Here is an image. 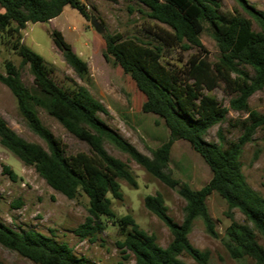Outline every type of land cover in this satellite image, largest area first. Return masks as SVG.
Masks as SVG:
<instances>
[{
  "label": "trees",
  "instance_id": "1",
  "mask_svg": "<svg viewBox=\"0 0 264 264\" xmlns=\"http://www.w3.org/2000/svg\"><path fill=\"white\" fill-rule=\"evenodd\" d=\"M139 1L148 7L151 18L167 26L158 27L154 32L160 42L112 34L105 28L103 55L106 59L112 55L123 71L130 74L145 95L142 110L164 118L169 139L152 149L151 155L142 152L101 117V113L108 115L109 109L86 86L78 85L72 91L63 89L50 76L44 58L21 41V30L28 22H48L68 5L91 20L83 0H0L3 9L0 34L9 36L21 63L30 65L34 84L32 87L25 84L18 66L10 59L4 63L5 72L0 70V82L12 91L27 126L45 141L47 148L22 137L1 115L0 144L25 165L33 166L48 185L66 197L75 199L86 194L89 216L78 231L93 233L104 227L100 218H112L124 236L118 242L120 247L134 253L136 264H188L181 258L183 253L199 264H206L207 253L195 247L188 234L194 220L200 217L207 231L216 235L206 202L213 192L228 203L225 214L232 221L231 253L246 255L256 264H264V246L259 241V236L264 238V194L248 183L241 162L245 145L254 139L257 130H264V111L250 105L251 96L264 88V10L248 0H236L248 16L238 8L234 15L226 16L221 12L220 0ZM254 22L258 30L254 29ZM205 24L211 28L221 52L216 62L208 60V50L200 37ZM50 34L74 71L80 76L87 73L88 62L73 49L62 31L53 29ZM166 45L199 50L184 66L172 67L162 61ZM222 84L231 95L229 106L204 91ZM37 106L87 143L89 151L67 153L66 144L42 123ZM230 109L244 115L232 124L240 127L239 138L227 142L226 146L223 142L208 140L209 130L227 120ZM218 135L224 141L221 131ZM179 139L189 141L212 170L211 179L200 189L174 177L169 169L171 148ZM106 140L166 185L179 186L178 192L186 201L182 223L169 215L160 192L148 194L144 200L145 206L167 224L173 235L167 247L161 246L154 234L141 229L132 215L116 216L112 198L124 197L120 181L125 180L134 188L138 187V181L127 162L109 153ZM259 152V149L255 151L254 159ZM2 169L12 180L18 179L11 166L4 164ZM233 209L245 215V223L235 220ZM0 244L38 264H90L85 257L77 256L67 242H59L34 228L15 230L2 220ZM0 264L5 263L0 260Z\"/></svg>",
  "mask_w": 264,
  "mask_h": 264
},
{
  "label": "rangeland",
  "instance_id": "2",
  "mask_svg": "<svg viewBox=\"0 0 264 264\" xmlns=\"http://www.w3.org/2000/svg\"><path fill=\"white\" fill-rule=\"evenodd\" d=\"M83 1L87 4L91 17L96 16L112 34L121 33L124 37H139L159 43L154 32L158 27L167 28L166 25L151 18L148 15V7L139 0ZM248 1L256 8L264 10V0ZM220 2L221 12L226 16L234 15L235 8L248 16L236 0H220ZM0 11H3L1 7ZM253 27L259 29L256 22ZM53 29L62 31L73 49L88 62L87 73L80 76L65 61L63 53L53 42L50 34ZM21 32V41L44 58L52 79L67 91L74 90L78 85L86 86L109 109V114L101 113V117L139 150L151 155L152 149L169 139V129L164 118L154 112L142 110L144 94L112 55L108 59L104 57L106 45L102 33L98 32L91 20L83 17L78 10L68 5L53 20L28 22ZM200 37L208 50V60L216 62L221 52L208 24H205ZM9 40L8 35L0 34V70L5 72V61L12 60L18 66L25 84L32 87L34 75L30 65L21 63V57L12 49V42ZM198 50L195 47L182 50L176 45H166L162 61L168 66L182 67L193 54H197ZM204 91L216 97L225 106H229L231 95L223 84L213 90ZM250 105L259 111H264V88L251 96ZM36 109L42 123L66 144L67 153L89 151L87 143L72 135L44 108L37 106ZM0 115L22 137L47 148L45 141L27 126L16 97L2 82H0ZM243 116V113L230 109L227 120L213 126L206 138L210 141L223 142L225 146L227 142L237 140L242 131L239 126L232 124ZM219 131L224 136V141L219 139ZM263 136L264 130H257L254 139L245 145L241 155L242 170L246 180L262 194H264ZM105 147L109 153L128 163L138 181L137 188L132 187L125 180L120 181L124 197L112 198V208L116 216L120 218L127 214L132 215L141 229L154 234L157 242L167 247L173 235L167 224L145 206L144 200L148 194L160 192L165 198L169 215L176 222L182 223L186 201L178 192L179 186L172 188L155 178L111 141L106 140ZM257 149L260 150L259 156L254 159ZM4 164L11 166L18 174L17 180H12L3 172ZM169 169L174 177L188 182L194 189H200L212 177L210 166L185 139L176 140L172 145ZM206 202L215 222L216 235L207 231L200 217L194 220L188 234L191 243L207 253L206 264H256L249 256H234L231 253L233 242L229 232L232 221L225 214L228 210L227 201L217 192H213ZM233 214L237 222L241 224L246 222L245 215L239 209H233ZM88 216L89 198L86 194L82 193L75 199L66 197L48 185L33 166L25 165L0 144V220L15 230L34 228L59 242H67L77 256L85 257L90 264H136L134 253L126 247H120L118 242L123 240L124 236L112 218H100L104 227L95 229L93 233L90 231L80 233L78 230L87 223ZM259 241L264 246V238L259 236ZM181 258L188 264H199L188 253H183ZM0 260L5 264H38L2 244H0Z\"/></svg>",
  "mask_w": 264,
  "mask_h": 264
},
{
  "label": "water",
  "instance_id": "3",
  "mask_svg": "<svg viewBox=\"0 0 264 264\" xmlns=\"http://www.w3.org/2000/svg\"><path fill=\"white\" fill-rule=\"evenodd\" d=\"M91 23L98 32L102 33L105 31L104 25L102 24V22H100V20L96 16L91 17Z\"/></svg>",
  "mask_w": 264,
  "mask_h": 264
},
{
  "label": "crops",
  "instance_id": "4",
  "mask_svg": "<svg viewBox=\"0 0 264 264\" xmlns=\"http://www.w3.org/2000/svg\"><path fill=\"white\" fill-rule=\"evenodd\" d=\"M62 12H63V11H62ZM58 16H59V15H58ZM54 18H55V17H54ZM52 20H53V18H52ZM127 74H128V73H127ZM143 99H144V100H143V102H144V101H145V95H144Z\"/></svg>",
  "mask_w": 264,
  "mask_h": 264
}]
</instances>
